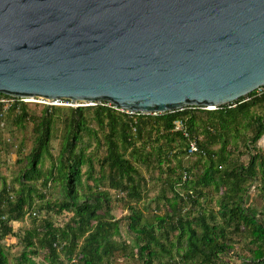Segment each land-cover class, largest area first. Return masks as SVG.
Wrapping results in <instances>:
<instances>
[{"label":"trees","instance_id":"trees-1","mask_svg":"<svg viewBox=\"0 0 264 264\" xmlns=\"http://www.w3.org/2000/svg\"><path fill=\"white\" fill-rule=\"evenodd\" d=\"M7 115L17 128L30 124L33 137L13 194L0 174V264H35L41 251L47 264H120L119 256L139 264H232L231 254L240 264H264V212L246 200L253 182L264 200V152L258 146L264 85L215 109L143 114L102 101L43 105L37 114L17 100L6 109L0 104V129ZM179 121L187 135L176 128ZM191 139L198 150L187 154ZM193 155L189 165L180 159ZM153 180L161 183L160 192L153 196L156 210L145 216L138 205ZM51 185L58 187L55 199L46 198ZM111 190L129 211L128 244L116 238L120 218L111 213ZM35 196L41 204L33 213L71 215L61 226L44 219L18 236L11 222L21 219ZM7 236L23 244L14 260L3 243ZM239 241L244 252H238Z\"/></svg>","mask_w":264,"mask_h":264},{"label":"water","instance_id":"water-1","mask_svg":"<svg viewBox=\"0 0 264 264\" xmlns=\"http://www.w3.org/2000/svg\"><path fill=\"white\" fill-rule=\"evenodd\" d=\"M264 85V0H0V94L129 113Z\"/></svg>","mask_w":264,"mask_h":264},{"label":"rangeland","instance_id":"rangeland-1","mask_svg":"<svg viewBox=\"0 0 264 264\" xmlns=\"http://www.w3.org/2000/svg\"><path fill=\"white\" fill-rule=\"evenodd\" d=\"M42 104L29 102L28 109L31 112L40 113L42 109ZM31 125L27 124L24 128H17L12 125L10 117L7 115L4 120V127L0 129V174L5 179L6 184L9 188L10 194H13L19 187L18 182L16 181L19 168L21 166V160L24 155L28 152L31 140H32ZM258 146L264 152V135L258 142ZM51 152L56 155L59 149V139L53 138L51 141ZM187 153V151H186ZM188 154V153H187ZM183 163L186 165L192 164L196 160V156H189L188 158H180ZM246 156L242 157L243 161H246ZM178 161H175L177 164ZM47 161L45 160V165ZM142 172L145 176H148V173L144 168L141 167ZM157 174V172L155 173ZM83 179L86 181V177ZM92 183V181H88ZM1 186V183H0ZM101 186V185H100ZM161 183L158 181H150L144 186V194L147 197L145 201L141 202L138 205V210L145 216H150L156 210V201L153 199V196L160 192ZM111 193V202L112 210L111 213L115 218H120V235L116 238L118 240L125 241L127 244L131 242L132 236L128 233L127 230V219L126 216L129 214L127 209H124L123 201L121 200V194L117 191H110ZM58 196V187L51 185L46 198L55 199ZM217 197V194H214L212 204H214V198ZM247 202H250L255 208L259 211L264 212V200L262 198V192L260 191L258 182H253L250 186L246 198ZM37 204H41V201L38 196L34 197L32 207L24 210L22 217L19 221L11 222L15 233L18 236H22L24 231L31 229L33 227L38 228L43 224L44 219L51 220L56 226L63 225L70 217V213L63 212L61 214H54L52 212H47L45 210L37 211L34 210L37 208ZM159 206H162L161 203ZM242 241H239L236 245L238 252H244L240 249ZM3 243L5 244L6 251L11 260H14L22 252L23 244L19 238L13 236H7ZM42 252V251H41ZM34 257L35 264H47L43 257V252ZM228 259V257H225ZM230 262L232 264H240L239 259L236 255L231 254ZM120 264H139L138 261L129 260L124 256H119L117 260Z\"/></svg>","mask_w":264,"mask_h":264},{"label":"built area","instance_id":"built-area-1","mask_svg":"<svg viewBox=\"0 0 264 264\" xmlns=\"http://www.w3.org/2000/svg\"><path fill=\"white\" fill-rule=\"evenodd\" d=\"M17 100L25 103L33 102L38 103L42 105H48V106H86V105H94L95 103H85V102H73L68 99H46L43 97H13V96H4L0 95V104L3 105L4 109L11 107ZM177 129H182V122H177ZM183 133L187 135L184 128L182 129ZM198 150L197 144L194 140H190L188 143L187 153L193 154Z\"/></svg>","mask_w":264,"mask_h":264}]
</instances>
